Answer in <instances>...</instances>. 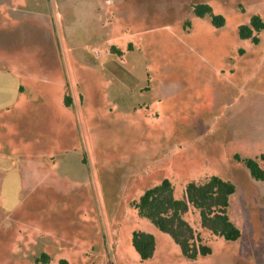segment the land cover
Masks as SVG:
<instances>
[{"label":"rangeland","instance_id":"1","mask_svg":"<svg viewBox=\"0 0 264 264\" xmlns=\"http://www.w3.org/2000/svg\"><path fill=\"white\" fill-rule=\"evenodd\" d=\"M2 4L0 66L32 78L45 63L51 79L34 91L24 81L0 115V264H264V181L236 159L264 170V30L258 44L239 31L264 22V0ZM199 4L225 25L198 17ZM211 176L235 184L242 238L213 236L191 208L212 254L190 261L133 204L163 180L181 199ZM139 231L156 240L148 261Z\"/></svg>","mask_w":264,"mask_h":264},{"label":"trees","instance_id":"2","mask_svg":"<svg viewBox=\"0 0 264 264\" xmlns=\"http://www.w3.org/2000/svg\"><path fill=\"white\" fill-rule=\"evenodd\" d=\"M194 13L200 18L209 17L216 28L225 25V18L215 14L212 7L207 4L196 5ZM263 30L264 22L258 15L251 18L250 25L241 26L239 29L243 39H251L255 44L259 43V39L253 35L254 32ZM70 102V98L65 99L67 106ZM262 158L264 159V156ZM236 159L246 166L255 180L264 181V170L257 160L243 159L239 155ZM235 193L234 183L211 176L205 182L187 184L183 198L178 199L175 197L172 182L163 180L159 185L147 190L133 206L140 217L149 220L161 232L171 236L185 259L196 261L200 257L210 256L212 249L204 243L200 234L185 219V215L194 208L199 213L203 229L210 231L215 237L236 242L242 238V232L229 217L230 199ZM132 242L141 261H148L154 257L156 240L152 234L135 232ZM43 258L45 263H49L47 255ZM39 262L37 259L36 263Z\"/></svg>","mask_w":264,"mask_h":264},{"label":"crops","instance_id":"3","mask_svg":"<svg viewBox=\"0 0 264 264\" xmlns=\"http://www.w3.org/2000/svg\"><path fill=\"white\" fill-rule=\"evenodd\" d=\"M2 2L3 0H0V6L3 5ZM6 26L4 18L0 15V38ZM0 58H3L2 50H0ZM48 71H51L49 66L45 63H39L33 70V77L31 78L29 74H24L22 71H12L0 66V115L9 109L8 101H17L24 97L26 91L24 81L29 82L31 89L34 87L33 82L43 85L49 84L51 74ZM32 90L34 91V88Z\"/></svg>","mask_w":264,"mask_h":264}]
</instances>
